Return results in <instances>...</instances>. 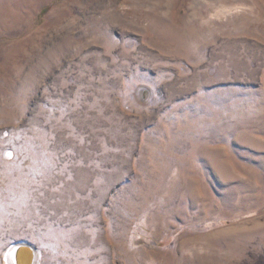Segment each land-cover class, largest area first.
Wrapping results in <instances>:
<instances>
[{
  "label": "rangeland",
  "instance_id": "rangeland-1",
  "mask_svg": "<svg viewBox=\"0 0 264 264\" xmlns=\"http://www.w3.org/2000/svg\"><path fill=\"white\" fill-rule=\"evenodd\" d=\"M264 264V0H0V264Z\"/></svg>",
  "mask_w": 264,
  "mask_h": 264
},
{
  "label": "bare ground",
  "instance_id": "bare-ground-1",
  "mask_svg": "<svg viewBox=\"0 0 264 264\" xmlns=\"http://www.w3.org/2000/svg\"><path fill=\"white\" fill-rule=\"evenodd\" d=\"M34 252L20 244L16 246L14 261L16 264H34Z\"/></svg>",
  "mask_w": 264,
  "mask_h": 264
},
{
  "label": "water",
  "instance_id": "water-1",
  "mask_svg": "<svg viewBox=\"0 0 264 264\" xmlns=\"http://www.w3.org/2000/svg\"><path fill=\"white\" fill-rule=\"evenodd\" d=\"M23 245L26 246L27 248H29L31 251H33V248L30 245H27V244H23Z\"/></svg>",
  "mask_w": 264,
  "mask_h": 264
}]
</instances>
